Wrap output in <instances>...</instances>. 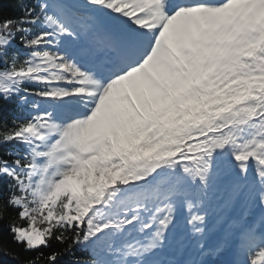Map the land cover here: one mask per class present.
Masks as SVG:
<instances>
[{
    "label": "trees",
    "instance_id": "1",
    "mask_svg": "<svg viewBox=\"0 0 264 264\" xmlns=\"http://www.w3.org/2000/svg\"><path fill=\"white\" fill-rule=\"evenodd\" d=\"M17 6L18 0H0V20L13 19L17 14ZM5 131L0 127V136ZM5 188L0 175V192ZM20 212V207L10 204L5 196H0V264H78L79 260L86 257V252L76 244L82 232L76 221L73 229L70 226L64 228L54 225L46 238L45 246L35 249L26 247L24 242L15 238L12 230L13 225L19 224L18 221L26 225Z\"/></svg>",
    "mask_w": 264,
    "mask_h": 264
},
{
    "label": "rangeland",
    "instance_id": "2",
    "mask_svg": "<svg viewBox=\"0 0 264 264\" xmlns=\"http://www.w3.org/2000/svg\"><path fill=\"white\" fill-rule=\"evenodd\" d=\"M171 40L173 41V43L176 45V46H180V43L183 41L181 40L180 42H176L174 41L172 38ZM119 90V89H118ZM95 90H90V92H87V91H80L81 94H84L85 97L86 95H91L94 93ZM90 121V120H89ZM88 121V122H89ZM87 122V123H88ZM75 174V169H72L70 171H67L64 175L65 178H68L70 176H73ZM63 180H66V179H63ZM40 222L39 220V217H36L34 218V223L36 225H38ZM16 232L18 234V237L22 240H25L27 241L28 245L30 247H38L39 245H41L43 242H44V235H45V231L44 229H27V228H20V227H17L16 228Z\"/></svg>",
    "mask_w": 264,
    "mask_h": 264
},
{
    "label": "bare ground",
    "instance_id": "3",
    "mask_svg": "<svg viewBox=\"0 0 264 264\" xmlns=\"http://www.w3.org/2000/svg\"><path fill=\"white\" fill-rule=\"evenodd\" d=\"M178 21L181 22V19H179ZM180 31H181V28H180Z\"/></svg>",
    "mask_w": 264,
    "mask_h": 264
}]
</instances>
